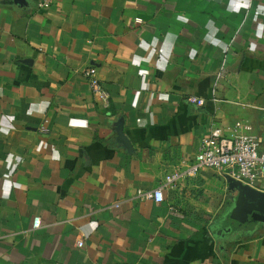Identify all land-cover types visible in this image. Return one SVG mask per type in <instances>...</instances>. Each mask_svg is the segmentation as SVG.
Here are the masks:
<instances>
[{"label":"crops","instance_id":"obj_1","mask_svg":"<svg viewBox=\"0 0 264 264\" xmlns=\"http://www.w3.org/2000/svg\"><path fill=\"white\" fill-rule=\"evenodd\" d=\"M40 1L0 0V264H264L225 173L166 185L212 129L264 146V0Z\"/></svg>","mask_w":264,"mask_h":264},{"label":"built area","instance_id":"obj_2","mask_svg":"<svg viewBox=\"0 0 264 264\" xmlns=\"http://www.w3.org/2000/svg\"><path fill=\"white\" fill-rule=\"evenodd\" d=\"M58 0H41V9L51 8ZM90 91L96 97L98 103L105 109L110 106V94L104 89L98 77L95 67L84 71ZM190 101L197 105H204V100L191 98ZM239 127V126H238ZM247 132L252 128L247 126ZM50 129L47 125L40 128V133L47 134ZM211 169L239 181L245 185L255 186L257 182L264 180V146L261 141L250 133L236 132L231 136L225 135L219 128L212 129L202 138L195 160L182 173L171 175L166 180V185L173 187L174 182L184 176L193 177L202 170ZM137 196L142 199L153 200L157 203L164 201L163 187L151 191H137ZM41 227V219L36 217L33 221V229ZM83 243L79 241L78 247Z\"/></svg>","mask_w":264,"mask_h":264},{"label":"water","instance_id":"obj_3","mask_svg":"<svg viewBox=\"0 0 264 264\" xmlns=\"http://www.w3.org/2000/svg\"><path fill=\"white\" fill-rule=\"evenodd\" d=\"M17 3L23 0H15ZM119 140L123 142L128 149L131 145L123 133V126L117 129ZM229 188L237 192L236 206L232 213V218L243 222L248 216L258 221H264V191L252 188L228 176Z\"/></svg>","mask_w":264,"mask_h":264}]
</instances>
